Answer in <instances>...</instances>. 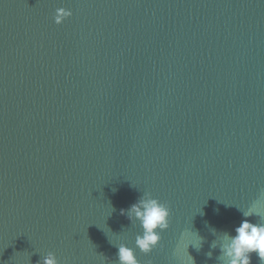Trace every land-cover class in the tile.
Wrapping results in <instances>:
<instances>
[{"label":"water","instance_id":"95a60500","mask_svg":"<svg viewBox=\"0 0 264 264\" xmlns=\"http://www.w3.org/2000/svg\"><path fill=\"white\" fill-rule=\"evenodd\" d=\"M262 189L264 0H0V264H116L144 192L172 215L138 264H217Z\"/></svg>","mask_w":264,"mask_h":264},{"label":"clouds","instance_id":"9594fccd","mask_svg":"<svg viewBox=\"0 0 264 264\" xmlns=\"http://www.w3.org/2000/svg\"><path fill=\"white\" fill-rule=\"evenodd\" d=\"M60 11L61 15H64L63 11ZM53 19L57 23L60 22L59 16H54ZM111 208L112 212L115 211L112 206ZM236 208L240 211L243 219L234 228V232L219 231L209 227L214 239L210 243V251L206 255L211 259L213 251L218 249L217 264H252V255L256 254L261 264H264V189L261 190L257 199L249 204L247 210ZM120 211L121 215L126 216L133 225H139L141 231L135 236L134 247H129L123 242L114 243L109 239V242L117 248L115 262L116 264H138L135 255L136 249L145 255H150L160 246V233L170 227L171 208L154 198L150 192H144L130 208ZM253 216L257 217L256 222L249 219ZM184 235L182 233V236ZM203 243L204 237L198 232L190 230L187 236L186 249L191 245L200 251ZM99 256L102 257L103 264H105L104 254L101 253ZM188 256L190 257V264H195L194 258L189 254ZM41 264H60V261L55 253L49 252L42 257Z\"/></svg>","mask_w":264,"mask_h":264}]
</instances>
